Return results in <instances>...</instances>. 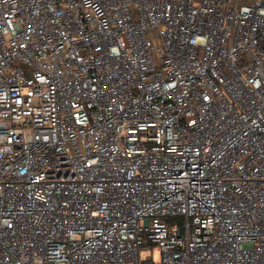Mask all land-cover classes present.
Returning a JSON list of instances; mask_svg holds the SVG:
<instances>
[{"label":"built area","instance_id":"obj_1","mask_svg":"<svg viewBox=\"0 0 264 264\" xmlns=\"http://www.w3.org/2000/svg\"><path fill=\"white\" fill-rule=\"evenodd\" d=\"M0 264H264V0H0Z\"/></svg>","mask_w":264,"mask_h":264},{"label":"rangeland","instance_id":"obj_2","mask_svg":"<svg viewBox=\"0 0 264 264\" xmlns=\"http://www.w3.org/2000/svg\"><path fill=\"white\" fill-rule=\"evenodd\" d=\"M144 256L146 255H153V258L155 261H158L160 259V252L158 249H155V250H151V249H148V251H145L143 253Z\"/></svg>","mask_w":264,"mask_h":264}]
</instances>
